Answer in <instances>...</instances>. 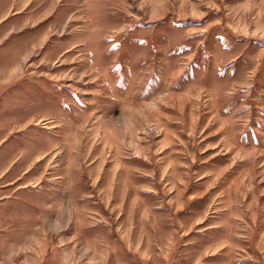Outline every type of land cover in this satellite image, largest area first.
I'll list each match as a JSON object with an SVG mask.
<instances>
[{
	"label": "rangeland",
	"instance_id": "374dc122",
	"mask_svg": "<svg viewBox=\"0 0 264 264\" xmlns=\"http://www.w3.org/2000/svg\"><path fill=\"white\" fill-rule=\"evenodd\" d=\"M0 264H264V0H0Z\"/></svg>",
	"mask_w": 264,
	"mask_h": 264
}]
</instances>
